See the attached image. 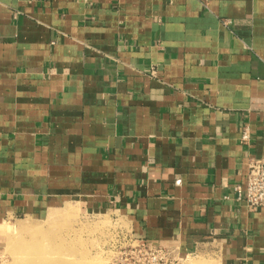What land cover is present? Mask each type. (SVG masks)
<instances>
[{
	"label": "crops",
	"instance_id": "1",
	"mask_svg": "<svg viewBox=\"0 0 264 264\" xmlns=\"http://www.w3.org/2000/svg\"><path fill=\"white\" fill-rule=\"evenodd\" d=\"M253 158L264 0H0V225L78 204L264 264V208L237 194Z\"/></svg>",
	"mask_w": 264,
	"mask_h": 264
},
{
	"label": "rangeland",
	"instance_id": "2",
	"mask_svg": "<svg viewBox=\"0 0 264 264\" xmlns=\"http://www.w3.org/2000/svg\"><path fill=\"white\" fill-rule=\"evenodd\" d=\"M126 220L116 213H90L63 205L46 216L20 217L0 225V264H112L140 255ZM180 264H222L216 252L182 256ZM196 258V259H195Z\"/></svg>",
	"mask_w": 264,
	"mask_h": 264
},
{
	"label": "built area",
	"instance_id": "3",
	"mask_svg": "<svg viewBox=\"0 0 264 264\" xmlns=\"http://www.w3.org/2000/svg\"><path fill=\"white\" fill-rule=\"evenodd\" d=\"M242 139L248 141L249 134L245 132ZM237 194L238 199L245 200L251 208H264V159L253 158L249 161L246 186L238 187ZM136 239L140 241V255L124 260V251L120 253L122 260L112 264H180L183 259L175 247L152 245L144 239Z\"/></svg>",
	"mask_w": 264,
	"mask_h": 264
},
{
	"label": "bare ground",
	"instance_id": "4",
	"mask_svg": "<svg viewBox=\"0 0 264 264\" xmlns=\"http://www.w3.org/2000/svg\"><path fill=\"white\" fill-rule=\"evenodd\" d=\"M196 259V258H195ZM193 264H211L210 262L209 263H207L206 261L204 262H193Z\"/></svg>",
	"mask_w": 264,
	"mask_h": 264
}]
</instances>
